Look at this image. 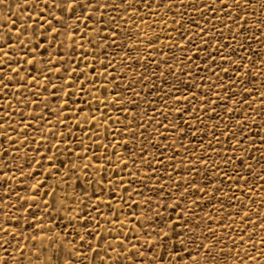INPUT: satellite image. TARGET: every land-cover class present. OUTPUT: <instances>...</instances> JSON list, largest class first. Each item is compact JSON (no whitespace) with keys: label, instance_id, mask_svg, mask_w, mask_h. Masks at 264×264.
Here are the masks:
<instances>
[{"label":"snow or ice","instance_id":"6c2138e0","mask_svg":"<svg viewBox=\"0 0 264 264\" xmlns=\"http://www.w3.org/2000/svg\"><path fill=\"white\" fill-rule=\"evenodd\" d=\"M14 2L19 15L13 13L11 2L0 0V7L6 6V13L0 16V264H264V212L259 211L264 207V199L257 209L250 208L243 215L236 211L228 217L222 204L211 208L212 213L222 215L214 216L204 211L205 206L211 207L217 193L229 207L238 209L244 208L242 201L248 200L250 195L251 203L256 204L255 194L264 193V137L260 139L262 147L257 157L251 156L253 141L248 139L252 126L264 130V15L257 13L258 9H264V0H195L190 5L181 0V12L191 8L194 14L173 19V24L179 25L173 29L179 43L170 36L171 46L177 48L183 58L177 61L175 56H169L168 59L177 64L181 76L186 68L189 69L187 80L181 82L172 72L173 66L162 60L167 72L176 77V83L162 96L143 101L152 107L151 116L140 108L142 97L134 88L129 87L136 97L133 101L115 91L120 88L115 79L108 83L109 70L115 66L104 49L115 51L118 47H127L130 61L144 59L133 44L124 45L118 37L126 34L131 37L133 28L139 33L148 24L144 16L152 17L149 28L155 25L157 17L160 24H166V15L176 7V0ZM137 20L143 24L136 23ZM228 33L232 34L231 44ZM152 36L158 38L154 32ZM142 42L137 41V44ZM97 43L100 48H96ZM147 43L154 51L152 41ZM85 44L94 49L92 63L82 60L84 68L77 62L76 67L69 70L73 56ZM253 44L259 47L253 48ZM133 51H136L135 56L131 55ZM201 51L200 63L209 61L210 64L204 69L207 76H201L197 81L191 72V68L197 66L191 63L189 53ZM97 54L103 57L99 63ZM93 65L103 71H96ZM122 72L123 60L117 76ZM54 75L62 83L52 85L49 94L43 97L45 103L41 107L38 99L41 77L47 90ZM134 75L141 73L134 71ZM150 75L154 80L156 73ZM164 75L161 71L160 76ZM196 75H199L198 71ZM148 77L145 69L141 80L144 86H147ZM99 78H103L104 83L97 84ZM76 81H79L78 86ZM85 84L90 88L85 89ZM109 87L113 91L105 95L104 90ZM72 89L82 104L73 101L74 107L70 108L68 98ZM197 93H200L199 98ZM86 96L89 98L85 99ZM99 96L104 99L100 100ZM93 101H96V107ZM157 101L161 103L159 109L155 107ZM82 105L89 110L85 112ZM100 105L104 108L102 112ZM126 105L133 111L130 112ZM113 108L125 116L126 123L119 115L113 120ZM217 108L225 120L248 113L234 119L231 130L224 125L220 134L230 137L232 144L222 150L219 139L216 149L208 144L219 162H211L213 174L209 177L205 171L202 185L195 177L191 180L187 176L180 177L181 163L175 168L168 163L171 171L167 173L169 189L165 193L158 187L160 177L151 161L165 146L172 149L176 144L179 148L172 151L167 160H174L180 149L187 153L183 157L185 161L192 160L195 154L188 151L181 138L190 137L189 143L195 141L197 133L194 129L203 124L200 117L217 116ZM25 109H28V119ZM72 115L76 119H70ZM169 115H173L172 120L168 119ZM218 123L212 125L210 135L215 134ZM57 125L60 131L56 130ZM73 125L83 134L82 138L78 137ZM148 125L152 126L151 130ZM85 126H88V132H85ZM161 127L167 135L161 133ZM101 128L105 130L102 137ZM206 128L204 125L201 131ZM37 136L44 151L36 147L32 154L24 152L21 156L20 150L31 147L37 142ZM121 136L128 139H118ZM49 140L53 143L49 144ZM89 144L95 145V149ZM121 145L123 151L118 154L116 147ZM149 149L153 151L149 152ZM200 149L203 152V143ZM90 151L92 155H89ZM60 152L64 159H57ZM131 158H139L140 165H135L132 159L136 170L128 169L125 173ZM208 164L205 153L195 157L191 170L195 172L197 166L207 169ZM162 166L163 161L157 168ZM141 167L150 171L138 176ZM183 167L188 170L189 165L184 163ZM234 172L236 174L232 175ZM173 174L184 183L173 182ZM129 175L131 181H128ZM17 176L26 181L23 195L13 186V182H19ZM217 180L218 183H213ZM228 180L242 193L240 197L228 194L233 191L225 183ZM132 183H137V187L129 191ZM226 187L228 192L224 191ZM144 188L157 197L155 210L151 207V196L139 199ZM124 193H127V199ZM133 195L137 197L136 201H131ZM182 202L188 206L182 207ZM252 216L256 219L252 220ZM235 217L239 219L234 220ZM225 218L234 220L240 231L232 229L231 223L225 224ZM257 225L261 232L259 239H256ZM228 230L233 231L231 237Z\"/></svg>","mask_w":264,"mask_h":264},{"label":"rangeland","instance_id":"374dc122","mask_svg":"<svg viewBox=\"0 0 264 264\" xmlns=\"http://www.w3.org/2000/svg\"><path fill=\"white\" fill-rule=\"evenodd\" d=\"M8 2H11V6L13 9V13L16 15H19V13L16 11V7H15V2L14 0H8ZM183 2L186 5H190L192 3L195 2V0H183ZM180 3L181 0H176V7L172 9V11H169L166 15V20L167 23L166 24H160L159 23V17L156 18V23L154 26H152L151 28H149L148 25L152 24V17L149 16H144V13L141 12V16H144V19L146 21H148V24H145L139 31V33H137V30L135 28L131 29V37H129V35H124L122 37H118V40L120 41V43L127 45V44H133L144 56V59H140V60H136V61H130L129 60V56H128V49L127 47H118L115 51L112 48H106L104 49L107 52V55L110 59H113V64H114V69H110V76L108 78V83L111 84L113 82V79L116 80L117 83H120V88H117L115 91L116 92H122V94L124 96H126L129 100H135L136 97H134L131 93V91L129 90V87L131 86V88H134L135 91L140 93V96L142 97V101L140 103V108L143 109L144 111H146L148 113L149 116H151L153 114L152 112V107L150 105L145 104L143 101L149 100L151 98H153L156 95H160L162 96L164 91L169 90L171 88L172 84L176 83V77H179L181 82H183L184 80H187V73H188V68L185 69V73L183 76H181L179 70H178V66L177 64H175L173 62V60L168 59L169 56H175L177 58V61H179L180 59H182V54L181 52L175 48L171 46V40H170V36L172 39H176L177 43H179L178 41V37L175 33V31L173 30L174 27H179V25H174L173 24V19L175 20H179L181 19V15H183L184 17H190L191 15H193L194 13L192 12L191 8H185L182 12L180 9ZM6 13V6L5 7H0V16H3ZM258 14L264 15V9H258L257 10ZM163 14V13H161ZM121 16H123V13H120ZM217 15H220L219 12H217ZM254 19V17L252 18ZM136 23L138 24H143V21L137 20ZM201 24H203V21H200ZM81 27H83V24L80 25ZM187 26V25H185ZM217 28H220V25H216ZM161 29H164V31L162 32ZM181 31H183L184 29L181 28ZM124 31L127 33L128 30V26H127V21H125V28ZM156 33V36L158 38H154L152 36V33ZM145 33H147V35H145ZM229 37V44H231V40H230V36L232 35L231 33L227 34ZM257 35H259V33H257ZM207 38V37H205ZM93 39H95V37H93ZM148 40L152 41V45L155 47V50H152V47L149 46V44L147 43ZM137 41H143L142 43L137 44ZM215 43V40L213 41ZM197 43H199V41H197ZM259 46L256 44H253V48H258ZM56 48V45L53 44V49ZM96 48H100V44L97 43L96 44ZM51 51V50H50ZM70 51V50H69ZM225 51H227V49H225ZM94 52V49H92L89 45L85 44L83 49L80 50V52L76 55L73 56L72 58V63L69 66V70H71V68H75L76 67V63L79 62L80 63V68H84V63L81 62L82 60H87L89 64L92 63V53ZM84 53H87V55H84ZM47 55V53H45V56ZM132 56L136 55V51H133ZM189 55L191 56L192 60L191 63L193 65H196L197 67H192L191 68V72L193 73V77L195 80H199V78L201 76H207V73L204 71L205 67L207 65L210 64L209 61H205L204 64H201L200 61L202 59L203 56V52L201 51L200 53H189ZM55 58V57H54ZM97 59V63H99V61L101 59H103L102 56H100L99 54H97L96 56ZM121 60H123V72L121 73L120 76H117V73L121 72ZM162 60H167L168 64H171L172 67V72L176 73V77H174L173 75H171L170 73L167 72L166 70V65L162 62ZM105 63H107V61H105ZM187 64V61L185 62ZM158 65V66H157ZM224 67H228L227 64L223 65ZM13 67H15V65H13ZM93 68H95L96 71H103V69L100 68H96L95 65H93ZM145 69L147 70V74H149L148 80L146 81L147 86H144V84L141 83V80L143 78V75L145 74ZM134 71L136 73H141L140 76H135L134 75ZM164 71L165 75L164 76H160V72ZM197 71L199 72V75L197 76L196 73ZM155 72L156 76L155 79L153 80V78L151 77V73ZM78 74V72H77ZM86 75L88 74L87 72L85 73ZM60 75L64 76L65 79L67 78V75L65 73H61ZM84 77H81V80H83ZM213 79H215V77H213ZM225 82H227V77H224ZM168 83H165V82ZM25 83H27V81H25ZM57 83H62V81H58L57 77L54 75L52 77V84H48L47 85V90L45 89V87L43 86V77H41V87H40V95L38 97V99L40 100L41 103V107H43V104L45 103V101L43 100L44 96H47L49 94V92L52 89V85L53 84H57ZM97 84H102L104 83L103 78H99L96 80ZM76 85H79V81H76ZM179 86V85H178ZM29 87H31V85H29ZM85 89L90 88L89 84H85ZM149 88L151 89V91H149ZM173 92H175V89H171ZM59 91V90H58ZM113 89L112 88H106L104 90L105 95H107L109 92H112ZM204 91V87L202 86L201 88V92ZM145 93H147V95H145ZM177 95H179V93H176ZM239 94V93H238ZM96 95H99V93H96ZM258 95V92H257ZM197 96L199 98L200 93H197ZM63 98V97H62ZM89 97H85V99H87ZM51 99V98H50ZM69 99V107L72 108L74 107V104L72 103L73 101H75V103L77 104H82V101L76 98V93H75V89H72V95L68 98ZM100 100L104 99V96H99ZM251 99V98H248ZM93 106L96 107V101H93ZM195 103V102H193ZM230 103V100H229ZM83 106V105H82ZM127 107H129V111H133V109H131L130 105H126ZM178 106V105H177ZM155 107L157 109H159L161 107V103L159 101H157ZM100 108V112H102L104 110L103 105L99 106ZM83 110L85 112H87L89 109L87 106H83ZM25 118L28 119L29 117L27 116L28 113V109H25ZM37 112L40 111V109L36 110ZM189 111H191V108H189ZM100 113L97 112V115H99ZM248 113L243 112L240 113L239 116H232L230 117L228 120L224 119V114L220 113L219 108H217V116L212 117L211 119H208L204 116H201L200 119L203 121L202 125H197L195 127V131L197 133L196 136V140L189 143V140L191 139L190 137H182V141L183 144L186 145L187 149L189 152L194 153L195 156L193 157L192 160L189 161H185L183 159V157L185 155H187V153L183 152V149H180V151L177 152L176 158L172 161H168L167 157L172 155V151L176 150L177 148H179V144L173 145L172 149H169L167 146H165L160 155H158L156 157L155 160L151 161V166L152 168L157 169L156 171V175L158 177H160V182L158 187H161L164 189L165 193L168 192L169 189V185H168V175L167 173L169 171H171V169L168 168V163L172 164V168L176 167L177 163H181V168H180V177H184L187 176L188 179H193V177H195V180L199 183H201V185L203 184V180L202 177L204 176V172L207 171L208 176L211 177L213 174V170L211 169V162L212 161H216L219 162V158H216L212 155V151L208 148V144L211 143L213 149H216L218 146L216 144V140L219 139L221 141V144L219 146V148L222 150L225 147H228V145L232 144L231 138L230 137H224L222 136L220 133L224 128V125L227 124V127L229 130H231L233 128V120L234 119H238L241 118L244 115H247ZM119 115L120 119L125 121V123L127 122L125 116L121 113H117L115 111V108L112 109L111 112V116L113 118V120H115V117ZM174 115V114H173ZM173 115H169L168 119L172 120L173 119ZM199 115V113H198ZM208 115H211V111L209 110ZM90 118V117H89ZM105 118L107 119V115L105 116ZM147 118V117H146ZM18 119V118H17ZM49 119L54 120V117H49ZM70 119H76L75 115L70 116ZM157 119H161L160 116H157ZM137 120H139V117H137ZM217 121H219L217 129L215 134H211L212 132V125L214 123H217ZM176 122V121H174ZM33 123H35V121H33ZM163 123H167V121H163ZM251 123V122H250ZM204 125H207V128L205 129V131H201V127H203ZM191 126V125H190ZM109 127H112L111 125H109ZM149 128V130H151L152 126L148 125L147 126ZM73 129L74 131L77 132L78 137H83V134L79 133L78 130L76 129V126L73 125ZM56 130L60 131L61 128L59 125L56 126ZM29 131L31 132V129H29ZM39 131V129L37 130ZM161 133L164 135H167V133L164 132V128L161 127L160 129ZM85 132H88V126H85ZM100 134L101 137L105 134V130L104 128L100 129ZM255 134V135H254ZM264 137V130H262L260 127H255L252 126L250 128V131L248 132V139L253 141V144L251 145V147L254 149L251 151V156L252 157H257L259 151L261 150V144H260V139ZM128 139L127 136H121L118 137V139ZM153 139H155V136L153 135L152 137ZM37 142H34L31 147H25L23 149L20 150V154L21 156L23 155L24 152H28L29 154H32L33 149L36 147L40 148V151L43 152L44 151V147L42 145V143H39L38 141L40 140V137L37 136ZM225 141H227V143H225ZM86 143H88V141H85ZM49 144L53 143V141L49 140L48 141ZM140 141L137 140V145H139ZM203 143L204 144V150L203 152L200 149V144ZM89 147L91 149H95V145L93 144H89ZM129 148L132 147V144L129 143L128 145ZM9 151L11 152L12 150L9 149ZM109 151H111V146H109ZM123 151V146H118L116 147V152L119 154ZM152 149H149V152H152ZM229 153H231V148H228ZM205 153H207V158L209 160V164L207 169L202 168L197 166L195 172H192L191 170V166L195 163V157H199V156H204ZM49 155L52 154L51 151H49L48 153ZM89 155H92V151L89 152ZM146 156L148 155L147 153L145 154ZM237 156L240 155L239 151H237L236 153ZM46 159V157H45ZM57 159H64V154L63 152H60L57 154ZM121 159H125V157H121ZM132 159H134V163L135 165H140V159L139 158H131L129 160V163L127 165V168H125V173L128 172V169H132L133 171H135V167L134 164L132 163ZM161 161H163V166L157 168V165L161 163ZM19 162V161H17ZM12 162L10 161V164ZM53 163H55V160L53 161ZM65 163H67V161L65 160ZM187 163L189 165L188 170H185L183 167V164ZM258 169V166H257ZM150 171V169H145L144 167L140 168V171L138 173V176L140 174H142L145 171ZM254 171H256V169H254ZM236 173H232V175H235ZM155 179V177L153 178ZM173 182H178V183H184L183 179H179L176 174H173L171 177ZM17 180L19 181L18 183L13 182V186L15 187L16 191L19 192L20 194H24V184L26 183V181L17 176ZM49 181L51 182V178H49ZM128 181H131V176H128ZM219 181H213V183H218ZM149 186H151V181L148 182ZM225 183L233 188L232 192H228V188L226 187L224 189L225 192H228L229 195H234L235 197H240L242 195V193L240 191H236L235 190V185L233 184V182L231 180L225 181ZM239 182L237 181L236 184H238ZM137 187V183H132L131 188H129V191L132 190V188H136ZM247 187V186H246ZM117 195L120 194V189L117 188ZM143 195L141 197H139V199H145L148 196H151L152 198V205L151 207L153 208V210H155L156 208V204L155 201L157 199L156 196H152L151 193L147 190V188H144L143 190ZM173 192H175V188L172 189ZM105 192H107V188H105ZM178 194V193H177ZM125 198L127 199V193H124ZM256 199H257V203L253 204L251 203V195L250 198L248 200H244L242 201V203L244 204V208L243 209H238L236 207H229L228 203H225V199L222 198L220 196V193L216 194V197L212 199L211 201V207L209 206H205L204 207V211L208 212L210 215H222L220 212L217 213H212L211 208L212 207H216L218 208L220 204H222L224 206V211L228 214V217H232L233 213L236 211H240V214L243 215L244 212L249 211V209H257L258 205L261 201V199H264V193H256ZM137 197L135 195H133L131 197V201H136ZM217 201H219V204L217 203ZM168 203H171V200H167ZM235 202L233 201V204ZM188 205L182 202V207H187ZM147 208V205H145V209ZM163 210V209H161ZM179 211V209H178ZM260 212H264V207L259 208ZM151 214V213H149ZM166 215L168 214L167 212L165 213ZM201 216L203 215V213H200ZM239 217H235L234 220H238ZM256 216H252V220H255ZM234 220H230L228 218H225L224 223L228 224L231 223L232 225V229H235L237 232L240 231L237 223L234 222ZM210 227L214 226V225H209ZM248 231H251V229L249 228ZM227 234L229 237H231L233 235V231L228 230ZM261 235V232L259 230V225H257V235H256V239H259V236ZM241 246V247H245ZM233 251H235V249H233Z\"/></svg>","mask_w":264,"mask_h":264}]
</instances>
